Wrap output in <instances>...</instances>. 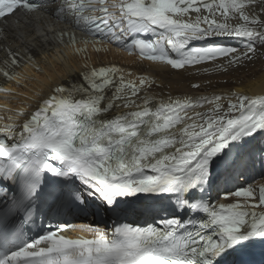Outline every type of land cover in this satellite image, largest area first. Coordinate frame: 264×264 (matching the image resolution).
Wrapping results in <instances>:
<instances>
[{
    "label": "snow or ice",
    "instance_id": "1",
    "mask_svg": "<svg viewBox=\"0 0 264 264\" xmlns=\"http://www.w3.org/2000/svg\"><path fill=\"white\" fill-rule=\"evenodd\" d=\"M52 2L0 0V80L19 87L27 77L16 70L35 67L29 45L41 40L82 43L75 53L110 43L158 67L204 73L264 54V0H60L49 13ZM49 15L69 28L43 23ZM129 77L85 63L76 81L51 84L34 111L25 104L0 128V264H264V186L245 178L249 140L264 136V95L157 100L154 77ZM255 157L264 167V144ZM89 199L118 215L162 202L165 215L144 226L79 225L91 238H70L65 230L77 226L60 217Z\"/></svg>",
    "mask_w": 264,
    "mask_h": 264
},
{
    "label": "bare ground",
    "instance_id": "2",
    "mask_svg": "<svg viewBox=\"0 0 264 264\" xmlns=\"http://www.w3.org/2000/svg\"><path fill=\"white\" fill-rule=\"evenodd\" d=\"M60 0H53L49 6V13L55 11L58 7ZM256 11L259 13L260 9L257 6ZM264 15V14H262ZM201 42H197L196 46H200ZM225 43L235 45L238 47H243L245 41L238 39H229ZM31 46V45H30ZM85 46H79L78 48H84ZM96 48H100V51H96ZM69 59V65L72 67V70L69 69L68 76L74 77L78 74L82 65L87 63L89 66L93 65H103L107 66L108 64H117L122 67H129L139 72H149L151 77H154L157 81L159 87L153 86L150 90L149 95L153 96L155 99L167 98L171 95L175 96H201V95H211L215 94H229V93H243L250 97H256L264 95V54H258L251 62H246L244 66L230 68L227 72H215L210 71L204 73L202 71H197V67H189L185 70H171L170 68H163L153 65L151 63H141L138 61L134 55L123 54L112 50L110 45H96L91 44L87 45L86 51L83 53H75L74 49L72 51H66ZM52 63L53 62H49ZM51 65V64H50ZM48 64H38V66L43 67L45 75H36L32 74L33 77H36L34 83H27L28 87L24 90L15 86L12 88L16 94L11 96V100L23 102L22 96H27L30 98L37 99V95L41 94L46 96L49 93L50 85L54 83H60V78L65 79L64 71L60 70L55 64L54 67ZM60 68L65 70L68 66L66 61L59 63ZM211 68V65H204ZM203 67V66H200ZM59 71L60 73H57ZM67 76V77H68ZM60 77V78H59ZM66 77V78H67ZM68 77V78H69ZM209 81L211 83H209ZM192 84H199V88H192ZM13 101H7V103H15ZM226 106V101L224 102ZM21 106L15 107V110H19ZM204 109H197V111H203ZM14 120V116L8 115L6 121ZM264 144V136L256 135L255 139H250L247 145L249 151L253 153L252 162L249 163V166L245 170L246 182L249 185L254 187L264 186V167L258 166L256 163L255 154L258 153L261 149V145ZM237 184L243 183V181H237ZM235 185L229 183L228 185H221L219 191H227L230 188H233ZM213 199H216V192H213ZM220 200L224 203L233 202L232 197L223 198ZM95 202V201H94ZM79 217L81 220L79 225H98L95 223L96 219L91 213L89 207H85L79 211ZM83 214V215H82ZM132 216L134 214H128ZM147 218V215L145 216Z\"/></svg>",
    "mask_w": 264,
    "mask_h": 264
}]
</instances>
